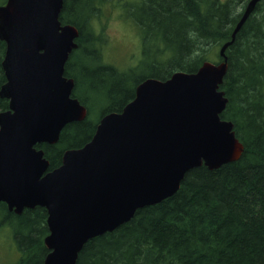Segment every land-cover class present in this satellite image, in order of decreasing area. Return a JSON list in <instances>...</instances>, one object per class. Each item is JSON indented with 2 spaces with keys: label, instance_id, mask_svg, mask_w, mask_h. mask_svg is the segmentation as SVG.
<instances>
[{
  "label": "water",
  "instance_id": "water-1",
  "mask_svg": "<svg viewBox=\"0 0 264 264\" xmlns=\"http://www.w3.org/2000/svg\"><path fill=\"white\" fill-rule=\"evenodd\" d=\"M261 0H248L218 63L167 79L148 77L121 111L104 114L92 138L64 151L59 166L38 144H55L63 128L88 115L65 74L79 29L60 18L64 0H7L0 5L6 43L0 96V202L21 214L47 210L43 264H76L84 245L129 221L144 206L174 195L186 173L238 160L245 146L221 113L226 50Z\"/></svg>",
  "mask_w": 264,
  "mask_h": 264
},
{
  "label": "trees",
  "instance_id": "trees-1",
  "mask_svg": "<svg viewBox=\"0 0 264 264\" xmlns=\"http://www.w3.org/2000/svg\"><path fill=\"white\" fill-rule=\"evenodd\" d=\"M104 1L64 0L60 13L61 21L74 24L80 33L65 70L75 80L73 95L88 108L90 97L79 93L78 87L91 83L98 88L107 100L101 116L121 111L135 97L137 84L148 77L164 80L178 70L195 72L210 60L207 47H221L232 39L248 2L128 1L123 8L141 29L142 55L136 67L124 72L104 63L100 36L92 29L95 12ZM4 51L0 40V86L5 80ZM226 54L228 70L220 88L229 101L221 116L234 123L245 146L241 157L215 169L204 164L192 168L174 195L139 208L126 223L89 240L76 264H264V0ZM93 57L99 61L89 70L82 58ZM219 57L222 60L220 53ZM137 68L146 71L139 79L134 77ZM7 108L8 100L0 96V110ZM96 125L88 115L67 124L57 143L38 144L50 161L49 168L61 164L66 149L88 142ZM0 204L6 210L3 222L19 227L16 237L25 253L17 264H43L49 251L43 241L49 232L46 208H26L17 214ZM25 231L28 244L23 242Z\"/></svg>",
  "mask_w": 264,
  "mask_h": 264
},
{
  "label": "rangeland",
  "instance_id": "rangeland-1",
  "mask_svg": "<svg viewBox=\"0 0 264 264\" xmlns=\"http://www.w3.org/2000/svg\"><path fill=\"white\" fill-rule=\"evenodd\" d=\"M6 0H0V5ZM136 2L137 0H106L101 4L100 10H96L95 19H93V31L100 36V53L104 63L114 65L121 71L136 67L142 55V36L141 29L129 15V10L123 6L127 2ZM220 44L207 47L206 55L211 61H220L219 57ZM81 59V58H80ZM82 61L89 70H93L99 57L82 58ZM93 66V67H92ZM146 73L145 69L137 68L134 71L135 78L139 79ZM136 79H133V84ZM129 84L133 87V84ZM97 85L94 83V86ZM78 92L83 93L84 97H90V107H88L89 118L94 122H98L107 104L106 98L100 93L98 88L80 85ZM86 93V94H84ZM0 264H17L22 253L20 240L16 237V229L18 224L11 226L7 222H3L6 210L0 204ZM21 220H24L21 218ZM27 237L23 239L24 244L30 242L28 232H23ZM47 234V233H46ZM44 234L43 237L46 235ZM44 239V238H43ZM25 246V245H24ZM26 247V246H25Z\"/></svg>",
  "mask_w": 264,
  "mask_h": 264
},
{
  "label": "flooded vegetation",
  "instance_id": "flooded-vegetation-1",
  "mask_svg": "<svg viewBox=\"0 0 264 264\" xmlns=\"http://www.w3.org/2000/svg\"><path fill=\"white\" fill-rule=\"evenodd\" d=\"M5 43V42H4ZM5 50H6V43H5ZM4 55H5V51H4ZM4 55H3V58H4ZM2 61H3V59H2ZM2 69H3V67H2ZM3 73H4V75H5V72H4V69H3ZM6 75H5V80L2 82V84L3 83H5V81H6ZM2 84H1V86H2ZM1 86H0V88H1ZM7 99V98H6ZM8 100V99H7ZM8 102H9V100H8ZM52 169V168H51ZM49 170H50V168H49Z\"/></svg>",
  "mask_w": 264,
  "mask_h": 264
},
{
  "label": "bare ground",
  "instance_id": "bare-ground-1",
  "mask_svg": "<svg viewBox=\"0 0 264 264\" xmlns=\"http://www.w3.org/2000/svg\"><path fill=\"white\" fill-rule=\"evenodd\" d=\"M235 38H236V37H235ZM234 40H235V39H234ZM233 42H234V41H233ZM233 42H232V43H233ZM230 45H231V44H230Z\"/></svg>",
  "mask_w": 264,
  "mask_h": 264
}]
</instances>
